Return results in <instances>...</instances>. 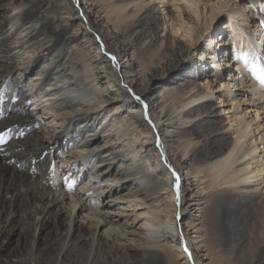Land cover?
<instances>
[{"label": "bare ground", "instance_id": "1", "mask_svg": "<svg viewBox=\"0 0 264 264\" xmlns=\"http://www.w3.org/2000/svg\"><path fill=\"white\" fill-rule=\"evenodd\" d=\"M145 1L0 0V264H264V18Z\"/></svg>", "mask_w": 264, "mask_h": 264}, {"label": "rangeland", "instance_id": "2", "mask_svg": "<svg viewBox=\"0 0 264 264\" xmlns=\"http://www.w3.org/2000/svg\"><path fill=\"white\" fill-rule=\"evenodd\" d=\"M149 1L150 0H146L145 3H148ZM208 1L209 2H212L213 4H215V7H216L215 8V11H217L219 9V7H220L219 0H208ZM238 2H240V4L242 6L244 5V7H246L247 10H250L251 13L252 12L255 13V11H256V13L262 15L261 17H258V19H257V21L262 22V18H264V7L263 6H261L260 4L251 5V4L245 3L246 2L245 0H240ZM151 3L153 5L161 6V5H159L160 4V0H152ZM175 4H177V3H175ZM184 4L186 5V2H184ZM187 6H188L189 10H193V7L191 5H187ZM185 18H187V16H185ZM226 20L227 19L224 17V15L219 16V18L217 20V23L214 26L215 33H214L213 37H215V35H218L221 32V30L224 29V25L223 24L226 22ZM227 31H225V32H227ZM222 32H224V31H222ZM180 35H181V32H178V37L182 39V37ZM256 38H258V37L256 36ZM184 41H185V39H182V42H184ZM200 43H201L202 46L205 45V44H208L207 41H201ZM228 48L230 49L229 46H228ZM221 50L222 49L219 48L218 49V52L220 51L219 53H221ZM105 54L107 56L111 57V51L110 50H106L105 51ZM221 56H224V53H221L220 54V57ZM220 57H218V60L220 59ZM190 59L194 62V64L196 66L199 64V57L196 56V54L194 56L190 57ZM228 60L230 61V59H228ZM210 61L211 60H209L208 62H210ZM220 62L221 61H217L216 63L219 64ZM225 62H227V57H224V62H222V66H223L222 67V70H219L218 73H220L221 75L224 74V77L227 78V76H225V75H227L229 72H232L233 71V68L235 67V65L233 63H230V66L228 68V71L227 70L225 71L224 70L225 69ZM214 65L215 64L213 62H210V65L207 66L206 68H203V70L198 69V71L200 72L199 78H198V84L201 87H205L207 81H209L211 79V77L205 76V74L202 71H204V72L206 71L207 74H212L213 71H216ZM177 72H178V68H176L174 71H172L171 72V75H174ZM159 82H160V80H159ZM209 86L212 87V88L218 87V85L215 86V84H213L212 86L209 84ZM159 90H160V87H156L155 89H153L150 92V94L151 95H157L158 92H159ZM241 90L242 89L237 90L235 93L238 94V92H240ZM6 91H7V93H9V90L8 89H6ZM218 95L219 94H217V93H213L212 96H211V98L209 100L207 99L205 103H209L210 105H214V107H216L215 108V112H218V117H220V119H221L220 120L221 121V124L225 126V125L229 124V121L231 120L229 118L230 117L233 118V116H234L235 113H233L231 110H229L230 103H227V101H225V98H223V97L220 98ZM241 96H242V94H239V96H237V97L239 98ZM28 105H29V102H28L27 106ZM242 107H247V109L249 110L247 119H251V117H253V116L255 117V114L257 113L258 115H257L256 124L261 125L263 123L264 110H261L259 107H250V105L248 104V101L245 104H243ZM19 113L20 112H15L14 108L12 110H8L6 112V114L8 115V117L12 118V120H13V118L19 116ZM9 114H11V115H9ZM231 125L233 126L234 124H231ZM19 129H22V128L19 127L18 125H15V126H13V127H11V128L8 129L7 134L8 135H12L16 130H19ZM232 129L233 128H231L230 130H232ZM21 132H23V131H21ZM19 136H22V133H19ZM6 142H4V141L3 142H0V149H2V147L6 144ZM261 147L262 146H260V148ZM84 179H85V177H82L81 181H79L78 184H80L81 182H83ZM93 184H94V186H97V183H93ZM66 220H67V215H66V213L64 211L52 209V211L50 213V216H49V220L47 221V226L48 227L46 226V228L43 230V235H47L48 234L49 230H51L53 228L54 222H58L60 225H64L65 222H66ZM17 232H18L17 229H15L13 231V235L11 236V238L9 240V243H8L9 247H13V245H14V239L16 237V233ZM222 253L223 254H226L227 253V255H225V256H228V250L227 249H225Z\"/></svg>", "mask_w": 264, "mask_h": 264}, {"label": "snow or ice", "instance_id": "3", "mask_svg": "<svg viewBox=\"0 0 264 264\" xmlns=\"http://www.w3.org/2000/svg\"><path fill=\"white\" fill-rule=\"evenodd\" d=\"M250 71L252 72L255 79L259 80L262 84H264V68H261L259 63H256L250 67ZM139 99V97H136ZM5 133H0V142H3V136Z\"/></svg>", "mask_w": 264, "mask_h": 264}]
</instances>
